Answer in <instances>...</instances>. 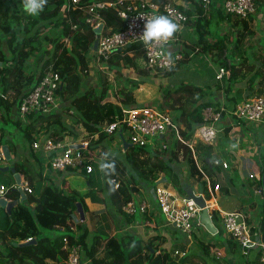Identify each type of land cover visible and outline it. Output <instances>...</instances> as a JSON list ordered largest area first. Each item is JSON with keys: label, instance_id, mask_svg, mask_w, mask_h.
<instances>
[{"label": "trees", "instance_id": "obj_1", "mask_svg": "<svg viewBox=\"0 0 264 264\" xmlns=\"http://www.w3.org/2000/svg\"><path fill=\"white\" fill-rule=\"evenodd\" d=\"M90 1L80 0V4ZM152 1L159 4L170 2L187 15L193 9L200 14L192 24L195 25L198 36L187 41L185 34L178 31L174 37L183 40L181 56L174 66L161 69L158 73L168 75L185 64L191 58V50L197 48V51H201L212 47L217 50L218 66L228 70L227 76L221 78L224 79L223 82L226 80L223 87L213 83L215 89L222 88L224 92V98L227 100V104L223 102L224 106L229 108L243 99L264 95V45H261L251 58L247 53L252 46L244 45L245 40L255 35V31L250 28L251 16L241 18L229 14L220 15V19H226L231 31L221 35L216 33L218 39L204 42V36L210 31L209 20L208 17L204 19L202 16L198 0H185L193 6L186 8L171 0ZM63 3L64 0H48L39 15L30 16L24 12L22 0H0V41L5 43V49L0 46V119L5 122L11 120L19 128L18 138L25 140L30 149L27 152L24 150L25 154L17 153L16 138L10 135L12 132H5L1 123L0 146L8 145L10 155L12 154L10 165L32 190L22 203L13 206L9 212L0 206V264H65L63 259L66 253L62 249L64 236L70 243L81 245L83 258L91 259V264H184V258L176 260L170 251H156L149 239L143 241L131 232L108 235L101 225L91 233L85 219L76 221L73 218L77 201L81 203L84 213H87L85 197L105 204L108 214H112L115 209L114 212L121 213L124 218L131 216L121 210L122 204L131 200L134 193L139 192L141 188L154 187L155 180L164 167H170L178 176L188 173L201 181H207L205 188L211 192L215 186L221 194H228V189L227 184H220L219 173L223 169L211 163L210 150L200 155L199 146H194V155H200L199 159H194L187 144L174 139L173 136L168 138L167 147L161 151L150 146L134 145L127 146L126 149L114 146L117 151H109L111 136L103 132V125L122 118V107L135 103L132 90L142 82L141 79L123 76L122 69L131 68L141 77L147 75L144 51L139 44L130 45L115 51L106 59L104 68L113 72L122 85L115 92L111 90L112 85L103 73L99 78V88L85 85L96 31L85 21V15L80 9L70 5L68 9L62 10ZM213 7L212 5L210 9ZM99 12L104 22L102 32L123 28L124 19L117 15L114 7H104ZM50 24H53L57 31L52 36L47 34ZM223 50L227 54L223 55ZM31 56H34L36 62H41V66L33 73L26 69V60ZM49 67L59 76V87L56 91L59 108L47 114L32 112L24 121L16 119L21 97L36 84L44 70ZM238 83L241 85H237ZM233 85L237 86L232 91ZM211 87L209 83L182 82L163 92L158 105L175 113L174 121L179 125V134L183 141H187L195 126L203 121L201 111L204 106H220H216V102L203 100ZM108 91L113 92L115 100L107 98ZM227 128L229 127H224V130L227 131ZM36 134L54 141L64 135L88 138L89 149H97L98 159L101 160L102 184L90 186L88 180V191L79 195L46 179L41 172V159L30 147ZM253 159L257 176L252 175L250 183L260 194L257 234L264 243V190L261 185L264 152L257 149ZM195 177L192 178L201 182ZM227 182L235 183L231 176L227 178ZM7 188V196L16 199L19 195L17 190L13 186ZM97 191L101 197H98ZM31 202H34L33 207H30ZM211 220L216 227V233L213 235H221L224 229L216 223L217 220L221 221V215L214 213ZM55 227H62L64 232L48 237L40 230ZM73 227L76 228L77 237L72 234ZM30 237L35 240L28 244H19ZM199 241L202 254L208 256L211 244L203 243L201 239ZM226 241L231 253L236 254L238 247L235 241L230 237ZM259 257L260 251L257 250L253 259H246V262L264 264L259 261Z\"/></svg>", "mask_w": 264, "mask_h": 264}, {"label": "built area", "instance_id": "obj_2", "mask_svg": "<svg viewBox=\"0 0 264 264\" xmlns=\"http://www.w3.org/2000/svg\"><path fill=\"white\" fill-rule=\"evenodd\" d=\"M187 2L188 5L184 6L185 8L193 7L189 1ZM198 3L201 6L203 17L209 13L210 7L214 6L213 0H198ZM70 5L80 9L85 15V21L94 29L100 28L98 36L96 37V34L94 36L97 40L96 48L93 50L96 63L104 67L106 59L115 51L139 44L144 51L145 68L150 74H156L161 69L174 66L181 53L168 52L164 49L165 46L161 45L144 46L140 39L144 19L163 13L180 27H183L188 22L192 25L194 19L200 15L194 9L187 15L185 11L170 2L159 4L152 0H91L89 3L84 4H80V0H64L62 10L68 9ZM108 6L114 7L117 15L124 19L122 29L113 32H102L104 22L99 10ZM255 9V0H221L217 13L219 15L229 14L249 18L254 14ZM140 17L144 19H140ZM168 54H171V64L165 59ZM227 74V69L219 67L216 78L221 79ZM107 80L109 81V79ZM58 81L59 76L51 67L44 70L36 84L21 97L16 119L24 121L32 112L47 114L56 111L60 105L56 93L59 87ZM111 85L112 91L122 87V85L120 86L115 82H112ZM121 110L122 118L120 120L106 123L102 128L103 132L111 136L110 141L115 147L118 145L122 147V141H126L134 146H150L161 151L167 147L168 138L173 136L174 139L187 144L194 159L196 158L194 155L195 143L201 142L206 145H214L221 131V128L216 127V123L225 116H228L232 123L241 122L253 130L264 127V98L262 96L243 99L229 108L224 105L218 108L211 105L204 106L201 111L203 121L195 126L187 141L181 139L179 125L174 121V114L170 110L160 108L158 104L122 107ZM91 136H96V134H91ZM74 143L80 144L81 147L74 148L71 146ZM31 149L45 154L51 170L72 169L74 171L84 170L89 173L92 171V166L91 161H88L87 158L90 155H97V149H89L88 138L76 139L74 136L67 137V135L54 141L41 134H36L31 143ZM1 160H3V156L0 151V162ZM213 164L225 169L228 167V160L222 156H217L213 159ZM252 175L257 176V173H252ZM17 185L21 186L26 195L32 192L30 186L22 178L13 187L15 188ZM7 190L8 188L5 185L0 184V198L11 200L7 196ZM153 193L157 208L163 214L167 223L172 224L188 235L202 228L199 216L201 208L191 197L186 194H183L181 199L175 197L162 184H155ZM136 194L137 192L134 193L135 197ZM121 210L128 215H132L137 211L145 217L153 211V207L146 198L137 197L123 203ZM249 219V213L246 209L237 208L223 213L221 224L228 237L243 248L242 251H245V248L257 249L260 251L259 260L264 262V243L258 237L256 228L249 223ZM251 229H254V231L252 232ZM62 249L66 253L63 259L65 264H86L87 259L83 258L82 247L79 243H70L68 238L64 236ZM186 253V250L180 249L172 251V255H176L178 259ZM184 264H204V262L195 261Z\"/></svg>", "mask_w": 264, "mask_h": 264}, {"label": "crops", "instance_id": "obj_3", "mask_svg": "<svg viewBox=\"0 0 264 264\" xmlns=\"http://www.w3.org/2000/svg\"><path fill=\"white\" fill-rule=\"evenodd\" d=\"M171 1L173 3L180 4L182 6L188 5V2L185 0H171ZM220 1L221 0H213L214 7L204 17V19H206L208 17L207 18L209 20L208 28H210V31L203 38L204 42H212L215 39H218L217 38L218 35H216V33H219L221 35L222 33H225L227 31H231V28H230L228 22L226 21V19L225 18L220 19L219 18L220 15L217 13ZM255 1H256V9H255L254 14L250 17V22H249L250 28L255 31V35L251 39L245 40V42H244V45H247V46L251 45L252 46V48H250V50L247 53V56L249 58H251L252 55H255L258 52V50L261 48V45H264V22H263V20H264V0H263V2H261V0H259L258 3H257V0H255ZM213 27H215V28H213ZM260 27L262 29H260ZM179 32H182L185 34V38H187V41H188V39H193V38L198 36V31H197L195 25L193 26L189 23H187V25H185L183 27H180ZM184 43H185V41H184ZM165 48L164 49L168 52H180L181 53V51L184 48L182 38H179L177 36L173 37L172 40H170L169 43L165 46ZM216 51L217 50L216 49L214 50L212 47H210L207 50L204 49L201 51H197V48L194 50H191L190 51L191 58L185 64H182L181 66L172 70L168 75L160 74L161 75L160 77L164 78L166 80V82L165 83L161 82L162 89L158 90L159 92L154 97H150V98L144 97L147 94L142 93V89L144 88V86H146L145 84L147 83V81L144 79V76L137 77L138 75H136L135 72H133V70L131 68H123L122 69L123 76H127V77L132 78V79H141L142 80V82L138 85V87L133 88V90H132L133 95L135 97V103L131 106L140 107V106H145V105H150V104H155V103L160 104L163 92L167 89H171V88L179 85L182 82L183 83L194 82V83H199V84L209 83L210 85H212V87H211V89L207 90L208 94L204 97L203 100L209 101V102H216V103L222 102V104H220V106L223 105V102L227 103L226 98H224L225 96L223 94L224 92L222 91V88L215 89L213 86V83H216L217 80H221V79H217L215 77L218 69L215 70V69H212L209 67L208 69H205L204 71H200V73L203 72V74H205L206 77L204 75H201V76L198 75V79H192V78L191 79L190 78L189 79H185V78L182 79V78H180L179 80L177 79V81H175V82L170 81L171 77H173V75L175 74L174 73L175 71H177L181 67L189 68L188 66L194 60H197L200 62L203 60L202 58L207 59L208 57L212 58V59H217L218 55H217ZM222 54L225 55V54H227V52H225L223 50ZM227 60H228V58H227ZM198 66H200V65H198ZM204 66H206V65H204ZM207 70H210L212 72L207 73L208 72ZM90 71H91V66H90ZM196 72L198 73V71H196ZM131 73L133 75H131ZM199 79H204V80H199ZM220 86L223 87L222 84H220ZM147 90H148L147 88L144 89L145 92ZM233 90L234 89H232V91ZM113 92H115V91H113ZM148 92H150V91L148 90ZM139 98H140V100H139ZM171 112L175 116V113L173 111H171ZM238 125H241L242 127H245L248 130H250V127H247V126L243 125L242 123H236V124L232 123L231 119L228 116L223 117L219 122L216 123V127L221 128V131L224 132L222 134V137H223V139H226L225 142L223 141V139L222 140L220 139L221 135H219L217 137L214 145H206V144H203L201 142H196L195 146H197V147L199 146L200 155H203L207 150H210V152H211V163L212 164H213V159L215 157L222 156L224 159L228 160V167L227 168L230 169L231 167H229V166H230V163L232 162V157L230 154H228L226 149H220V146L225 145L226 143L231 144V142L233 140L231 139L230 136L227 135V133L229 132V130L231 132H233L232 130L236 129ZM226 126L229 127V128H227V131L224 130V127H226ZM260 130L262 132H264V127H261V129H259V131ZM221 131H220V133H221ZM246 131L247 130H245V134H246ZM259 131H256V132H259ZM252 134H253V136L256 135L253 132H252ZM238 136H240L239 139L236 138L235 139L236 142H233V143L237 146H241L243 144L242 143L243 140L241 139V135H238ZM246 137H247V135H246ZM260 140L262 141L261 144L264 145V138L260 137ZM247 143H248V139L246 138V143L244 145H249ZM207 147H209V148H207ZM256 151L257 150L254 147V152H256ZM32 152L36 156L40 157L41 162H42L41 172L46 177V179L51 180L54 183V185L62 186L64 189L74 190L79 195L80 194L82 195L83 193L88 191V187L87 188L83 187L82 191L79 192L75 189L74 185H72V180H69V177L71 174L74 173V170H69V169L51 170L49 163H48V160H47V158L43 152H39V151H32ZM251 152H253L252 149H251ZM200 155H198V156L195 155V157L199 159ZM255 155H256V153H255ZM253 156H254V154H252L250 157V160L252 161L250 165H252L251 170L255 174V173H257V170H256V166H255ZM244 158H245V156H244ZM243 164L246 165L245 162ZM244 165H241V167L245 169L246 166H244ZM216 166H218V165H216ZM218 167H221V166H218ZM227 168H225V169L222 168L223 169L222 172L219 173V181H220V184H227L228 194H221V192L217 188H214V190L212 192L209 190L211 192V195L209 196L210 199L208 201L204 198V196L202 197L204 199V202L207 201L205 204L208 207V211L211 209L216 210L210 214V218H211V215L214 213H219L222 216L223 213H225L227 211H231L233 209H237V208H244L250 214L253 212V209L251 207H254V209H255V207L259 208V206H260V200L259 201L255 200V198H254L255 196L252 193H251L250 198L252 201L255 202L254 206H253V203H250V201H248V200H250V198L245 199V198L241 197V195H239L236 191L230 190V187L228 186V182H227V178L229 176L224 177V171L231 172L232 170L230 171ZM81 171H83V170H81ZM78 172L80 173V171H75V173H78ZM160 176H163L165 178V181L163 183H160V184H162V186L171 195L178 197L180 199L183 197V194H186L188 197H191V195H194V196L200 195L201 196V193L202 192L204 193L205 185L207 186V183H208L207 181L206 182L201 181L197 177L190 175L188 173H186L182 176H178L176 173L173 172V170L170 167L162 168L160 171ZM190 176L195 177L197 180H199L201 182L196 181L194 178H192ZM20 178H22V177L20 176ZM0 184H3V183H0ZM231 186L234 187V184H231ZM153 190H154V187L149 188V189L141 188L140 191L137 192L136 197H135V195L133 196L134 199L137 197L146 198L150 202V205L153 207L152 212H149L148 215L145 217L140 215L137 211H135V213L132 214L131 216H127L126 218H118L117 219V217H115L114 223L112 222L113 226H115L114 230L111 232L110 231L107 232V228L103 227L105 229V232H107L108 235H114V234H118V233H120V235H123L126 232H131L132 234L136 235L137 237H139L143 241H147L149 239L151 241L152 245L155 247L156 251L164 249V250L170 251V253H172V251L174 249L186 250V252H188L189 259L188 260L185 259V261H184L185 263H193L195 261H203L204 264H215V262H209V261H211V259H213V257H216V258L219 257L222 261H224L225 264H247L246 259H248V260L253 259L254 255L257 251V249H255V248H251L250 250L248 249V250L241 251V252L239 250H237L236 254L231 253V251L228 248L227 241H226L228 239V235L225 231L221 234V237H218L217 235H213V234L209 233L207 230H205V228L202 225V228L197 229L195 232H192L191 234L188 235L186 233L181 232L177 228H175L172 224L167 223L163 214L157 208V205L155 203ZM252 191L254 194L259 193L257 190H254L253 187H252ZM97 195H98V193H97ZM98 197H101L100 193H99ZM11 199H13V198H11ZM84 201H85V204H86L87 209H88L87 213H84V219H85L86 225L89 229L90 226L88 223L90 222V220L95 219V221H97L98 219H100L103 222L104 221L103 218H98L97 215L100 213L106 212L108 209L106 208L105 204H103L101 202L93 201L90 197H85ZM33 206H34V202H31L30 207H33ZM75 216L78 219V214L75 213ZM252 216H253V220L251 222L255 223L258 221V218L260 217V213L257 212L255 216L254 215H252ZM219 221L220 220H217L216 223L219 226H222L221 221H220V224H219ZM99 225H101V224H97L94 229H98ZM40 230L44 235H46L48 237H54L55 235L64 232L62 227H55L53 229L42 228ZM72 230H73L72 231L73 236H77L76 228L73 227ZM90 232L92 233L93 231H90ZM196 232L198 234H201L202 236H204L205 239L207 240V242H209V244H211L210 247L215 249V253L220 255V256H214L215 254H213L211 251L208 252V256L202 254L201 247H200V241L198 239H196L197 238ZM177 234H179V236H177ZM241 260H243V261H241ZM86 264H91V259L86 260ZM216 264H219V263H216ZM220 264H222V263H220Z\"/></svg>", "mask_w": 264, "mask_h": 264}, {"label": "rangeland", "instance_id": "obj_4", "mask_svg": "<svg viewBox=\"0 0 264 264\" xmlns=\"http://www.w3.org/2000/svg\"><path fill=\"white\" fill-rule=\"evenodd\" d=\"M258 2H259V0H257V3ZM261 2H263V0H261ZM263 22H264V20H263ZM260 29H262V28L260 27ZM53 30H54V32H53ZM48 31L49 32L47 34L50 36L55 35L57 33L56 28L53 26V24H50V29ZM42 36L43 35H41V38H42ZM0 46H1V48L5 49V43L3 41H0ZM202 59L203 60L200 62L197 60H194L188 66L189 68H185V67L179 68L177 71L174 72L175 74L173 75V77H171L170 81L175 82V81H177V79L179 80L180 78H182V79L183 78H185V79H189V78L190 79L191 78L192 79H198V75H200V76L204 75L206 77V75L203 74V72L200 73V71H204L205 69H208L209 67L212 69H215V70H217L219 68L217 59H212L209 57L207 59H205V58H202ZM198 65H200V66H198ZM204 65H206V66H204ZM40 66H41V62H36L34 60V56H31L29 59L26 60V69H28L27 70L28 72L33 73V71H36ZM89 66H91V71L89 70V75L86 77V84L85 85H93V86H96L99 88V78H100V75L102 73L107 76V79H109L110 83L115 82L117 84H120V83H118L119 81L116 79V77H114L113 72L106 71V69L102 65H99L98 63H96L94 55L89 59ZM196 71H198V73ZM207 71H208L207 73L212 72L210 70H207ZM131 75H133V74L131 73ZM160 76H161L160 73H156V74H149L148 73L147 75H144V79L147 81V83L145 84L146 86H144V88L142 89V93L147 94L144 97H147V98L154 97L159 92L158 90L162 89L161 82L165 83L166 80ZM137 77H139V76H137ZM199 80H204V79H199ZM223 81H224V79L217 80L216 83L222 84L224 86L226 84V80H225V82H223ZM237 85H241V83H238ZM237 85H233V89ZM120 86H121V84H120ZM145 88H147L150 92H148V90L145 92L144 91ZM108 93L109 94H108L107 98L111 99V100H115V98L113 96V92L108 91ZM262 97L264 98V95H262ZM139 100H140V98H139ZM155 104H157V103H155ZM220 104H222V102L217 103L216 105L219 106ZM225 104H227V103H225ZM229 104H231V101ZM0 123L3 126L5 132H12V134H10V135L13 136L14 138H16V140H17V144H16L17 153H23L24 150H25V152H27L30 149L25 140H23L22 138H18L19 136H18L17 130L19 128H17V126L11 120H7L5 122V121H2L0 119ZM259 129H261V128H258L256 130H253L252 128H250V130H251L250 131L247 128L242 127L241 125H238L236 129L232 130L233 132H231L229 130V132L227 133V135L230 136L231 139L233 140L231 142V144L226 143L225 145L220 146V149H226L228 154H230L232 157V162L230 163V166H229L231 168L230 169L227 168L228 170H230V171L232 170V171L231 172L224 171V177L225 176H231L233 181L235 182L234 187H232L231 184L228 183L230 190L236 191L239 195H241V197H243L245 199L250 198L251 193H252L255 196L254 197L255 200H257V201L260 200V197H259L260 195H259V193H256V194L253 193L252 185L250 183L252 180L251 174L253 173L251 170L252 165H250L252 162L250 160V157L252 154L255 155V153H256V152H254V147L256 150L260 149L261 151L264 152V145L261 144L262 141L260 140V137L264 138V132H262L261 130L259 131ZM245 130H247L246 134H245ZM256 131H259V132H256ZM252 132L256 135L253 136ZM223 133L224 132L221 131V133L219 134V135H221L220 136L221 140L223 139V137H222ZM238 135H241V139L243 140V142H242L243 144L241 146H237L233 143V142H236V140H235L236 138L239 139L240 136H238ZM246 135H247V137H246ZM68 136H71V135H67V137ZM78 138H83V137H77L76 139H78ZM246 138L248 139L247 144H249V145H244L246 143ZM225 140L226 139H223L224 142H225ZM21 145H22V148H20ZM108 145H109V151H117L113 144H111L109 142ZM250 148L253 150V152H251ZM23 154H25V153H23ZM11 156H12V154H11ZM244 156H245V158H244ZM87 160L91 161V166H92V171H93L92 174L89 175L88 173H85L84 170L80 171V173L79 172L75 173V171H74V173L71 174L69 177V180H72V185H74L75 189L79 192L82 191L83 187H86V188L88 187V185H87L88 180H90V186H92L93 184H95L96 186H97V184L98 185L102 184V176H101V172H100L101 160L98 159L97 155H95V156L90 155L87 158ZM244 162L246 163V165L243 164ZM10 163H11V159L10 160L3 159L0 162V167L10 166ZM241 165L246 166V168L245 169L242 168ZM0 183H3V185H5L6 187L13 186L15 184V180L13 178L12 173H10L9 171H5V172L0 171ZM88 189H89V187H88ZM97 193L99 195L100 192L97 191ZM210 195H211V192L209 191V189H206V188L204 189V193L203 192L201 193V197L204 196V198L207 201L210 199V197H209ZM248 201H250V203H253V206H254L255 202L252 201L251 198ZM251 208L253 209V212L249 214V217H251L249 219V223L251 224L252 227L256 228L255 229L256 231H259V222L258 221L255 223L251 222L253 220L252 215H254V216L256 215V213L258 212V208L257 207H255V209H254V207H251ZM114 210L112 211V214H110V213L108 214V210H107L106 212H103V213H100L97 215L98 218H103V220H104L103 222L100 219H98L97 221H95V219L90 220V222L88 223L90 226L89 230L93 231L97 224H101L104 228L105 227L107 228V232L113 231L115 228V226H113V224H112V222L114 223V220H115L114 218L117 217V219H118L119 217L123 216L121 213H119V214H121V216H120L118 213L114 212ZM208 213L211 214V213H213V211H208ZM123 218H124V216H123ZM258 220H259V218H258ZM219 224H220V221H219ZM177 236H179V234H177ZM217 236L221 237V235H217ZM196 239H198V240L201 239L203 243L207 242L205 237L202 236L201 234H198V233H197ZM235 243L238 247L237 250H239L241 252L243 250V248L236 241H235ZM245 250H247V248H245ZM210 251L213 254H215L214 256H220V255L215 253V249H213L212 247H210ZM174 257L177 260V256L174 255ZM181 258L188 260L189 259L188 252L184 256H182ZM181 258H179V259H181ZM219 259H220L219 257L218 258L213 257V259H211V261H209V262H215V264L216 263L225 264L224 261H222L221 259L219 260ZM241 261H243V260H241Z\"/></svg>", "mask_w": 264, "mask_h": 264}, {"label": "water", "instance_id": "obj_5", "mask_svg": "<svg viewBox=\"0 0 264 264\" xmlns=\"http://www.w3.org/2000/svg\"><path fill=\"white\" fill-rule=\"evenodd\" d=\"M95 31H96V37H97L99 32H100V28H95ZM96 43H97V40L94 39L93 45H92L93 50H95V48H96ZM71 146H73L74 148L81 147L80 144H75V143L72 144ZM127 146H131V144L126 142V141H122L123 149H126ZM0 151L2 153L3 159L10 160L11 155H10V151H9L7 144L1 145ZM0 170L10 171L13 175L15 183L16 184L19 183L20 175L15 171L13 166H11V165L10 166H2V167H0ZM164 181H165V178L163 176H160L158 179L155 180V183L159 184V183H163ZM261 185H262V188L264 190V173L261 175ZM14 189H16L18 194H19L17 199L4 200L3 198H0V206L4 207L5 211H7V212H9L13 206H15L18 203L23 202L26 199V194L24 193V191L22 190L20 185H17V187H15ZM191 198L201 208L200 215H199L201 224L203 225L205 230H207L209 233L215 234L216 233V227L214 226V224L210 218V214L208 213L207 206L204 202V199L201 196H194V195H191ZM76 214H78V219L75 216V214H73V218L76 221H83L84 220V211H83L82 205L79 201L76 202ZM34 240H35L34 238H29L25 241H20L19 244H28V243L33 242Z\"/></svg>", "mask_w": 264, "mask_h": 264}, {"label": "clouds", "instance_id": "obj_6", "mask_svg": "<svg viewBox=\"0 0 264 264\" xmlns=\"http://www.w3.org/2000/svg\"><path fill=\"white\" fill-rule=\"evenodd\" d=\"M47 3L48 0H22L23 10L30 16L39 15L44 10ZM140 19L144 18L140 17ZM179 29L180 26L169 16L155 15L149 19H144L143 31L140 33V39L146 47H151L153 45L166 46ZM165 59L169 64L172 63L171 54H168Z\"/></svg>", "mask_w": 264, "mask_h": 264}, {"label": "bare ground", "instance_id": "obj_7", "mask_svg": "<svg viewBox=\"0 0 264 264\" xmlns=\"http://www.w3.org/2000/svg\"><path fill=\"white\" fill-rule=\"evenodd\" d=\"M197 196H200V195H197ZM207 210H208V207H207Z\"/></svg>", "mask_w": 264, "mask_h": 264}]
</instances>
